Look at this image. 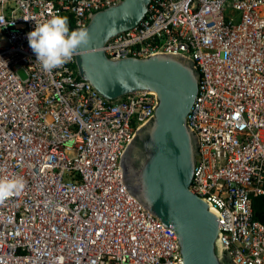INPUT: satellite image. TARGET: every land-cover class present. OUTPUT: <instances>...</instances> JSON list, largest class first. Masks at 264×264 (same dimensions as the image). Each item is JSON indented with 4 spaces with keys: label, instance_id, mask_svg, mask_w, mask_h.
<instances>
[{
    "label": "built area",
    "instance_id": "2783aa9c",
    "mask_svg": "<svg viewBox=\"0 0 264 264\" xmlns=\"http://www.w3.org/2000/svg\"><path fill=\"white\" fill-rule=\"evenodd\" d=\"M122 0H0V264H182L177 236L130 194L120 161L153 92L104 99L78 77L75 28ZM237 14H239L237 16ZM111 60L158 54L199 73L189 190L232 264H264V0H151Z\"/></svg>",
    "mask_w": 264,
    "mask_h": 264
},
{
    "label": "water",
    "instance_id": "95a60500",
    "mask_svg": "<svg viewBox=\"0 0 264 264\" xmlns=\"http://www.w3.org/2000/svg\"><path fill=\"white\" fill-rule=\"evenodd\" d=\"M151 0H122L93 13L70 36L78 77L108 101L137 92H153V118L136 131L121 157L130 194L177 236L182 264H232L220 251L217 215L190 192L197 139L187 126L199 73L192 61L158 54L111 60L105 45L135 28Z\"/></svg>",
    "mask_w": 264,
    "mask_h": 264
},
{
    "label": "trees",
    "instance_id": "16d2710c",
    "mask_svg": "<svg viewBox=\"0 0 264 264\" xmlns=\"http://www.w3.org/2000/svg\"><path fill=\"white\" fill-rule=\"evenodd\" d=\"M61 20L68 34L71 36L75 29L72 16L69 14H63ZM253 210L255 218L264 222V197H257L253 200Z\"/></svg>",
    "mask_w": 264,
    "mask_h": 264
},
{
    "label": "rangeland",
    "instance_id": "374dc122",
    "mask_svg": "<svg viewBox=\"0 0 264 264\" xmlns=\"http://www.w3.org/2000/svg\"><path fill=\"white\" fill-rule=\"evenodd\" d=\"M239 14H237V16H238Z\"/></svg>",
    "mask_w": 264,
    "mask_h": 264
}]
</instances>
